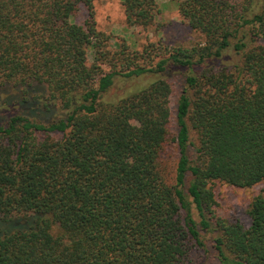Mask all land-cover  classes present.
<instances>
[{"label": "trees", "instance_id": "trees-1", "mask_svg": "<svg viewBox=\"0 0 264 264\" xmlns=\"http://www.w3.org/2000/svg\"><path fill=\"white\" fill-rule=\"evenodd\" d=\"M93 1L0 0V264H196L206 232L218 264H264V186L247 227L212 187L264 181V0H175L203 40L141 51L110 45ZM122 6L129 26L157 13Z\"/></svg>", "mask_w": 264, "mask_h": 264}, {"label": "rangeland", "instance_id": "rangeland-1", "mask_svg": "<svg viewBox=\"0 0 264 264\" xmlns=\"http://www.w3.org/2000/svg\"><path fill=\"white\" fill-rule=\"evenodd\" d=\"M157 13L152 24L147 27L129 26L125 21L122 0H94L92 6L93 18L97 30L104 32L109 37L112 47L118 42H124L129 50L141 51L147 44L156 47L190 46L203 40V36L190 26L180 16L175 0H155ZM88 17L87 7L81 6L75 16L78 23ZM91 51L88 53V62H91ZM175 78V77H174ZM40 88V87H39ZM178 89L170 97L171 118L168 126L169 142L163 151L160 167L166 176H172L176 162L175 145L172 142L176 130L175 103ZM264 186L261 181L251 187H235L221 182L212 184L216 206L215 214L226 220L238 221L245 227L249 225L247 208L251 200ZM207 251L203 252L196 264H218L215 250L212 247V233H204Z\"/></svg>", "mask_w": 264, "mask_h": 264}]
</instances>
